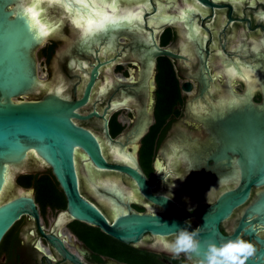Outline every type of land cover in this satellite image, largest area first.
<instances>
[{
    "label": "flooded vegetation",
    "instance_id": "obj_1",
    "mask_svg": "<svg viewBox=\"0 0 264 264\" xmlns=\"http://www.w3.org/2000/svg\"><path fill=\"white\" fill-rule=\"evenodd\" d=\"M207 2L117 0L119 8L136 9L142 6L143 22L140 26L116 31L115 43L109 49H106L110 41L108 35L100 43L85 45L81 29L73 22L71 14L65 12L61 4L46 5L48 18L54 27L37 51L38 64L41 59V66H45L48 71L50 79L46 80L47 85H61L63 93L71 95L73 99L83 96L91 71L99 65L89 101L80 109L82 115L97 111L99 116L76 122L96 135L109 163L124 164L116 156L119 146L135 153L147 181L159 178L151 188L153 194L164 195L175 201L183 214L188 215L185 220L191 224L192 229L201 224L194 213L212 206L220 195L235 189L239 183L238 174L235 175L238 170L233 160L236 156H232L231 165H223L222 162L217 164L210 159L218 143L200 117H214V114L218 116L228 112L232 107L221 113L216 110L223 99L237 94L233 91L235 85H244V93H247L250 84L245 78L228 75L231 65H264V0ZM49 7L55 8L49 11ZM183 10L191 12V21L182 19ZM163 16L169 19L163 20ZM191 22L200 30L194 39L189 35ZM155 45L171 51L175 56L160 55L154 58ZM150 60L153 63L151 73ZM79 64L84 68L80 69ZM168 64L172 66L178 80L180 100L171 114L158 116L160 67ZM256 79V74L251 73L250 82ZM153 81L156 83L155 88ZM185 83H190L189 90L185 89ZM195 83L196 92L189 97ZM229 85L232 86L231 91ZM74 87H77V91ZM45 92L42 90L26 99H41ZM263 96V91L257 87L253 99L259 103ZM145 126L147 128L143 136L137 139L139 130ZM76 161L81 194L98 207L109 221H113L117 206L119 213L165 216L164 209L148 200L126 173L98 169L86 160L81 150L76 152ZM49 169L30 156L25 170L16 173L15 182L8 188L10 194L6 192L5 195H17L20 189L31 191L44 232L58 237L82 264H193V261H198L195 258L189 259L185 254L174 256L164 248L163 241L173 239L174 234L161 236L146 233L134 243L116 239L117 242L111 245L114 248L111 253L93 249L73 229V226L79 228L80 225L78 220L67 213V206L53 208L47 205L44 210L37 200V190L19 182L23 175L42 177L49 173ZM105 183H115L113 186L118 187L117 190L121 189L123 195L112 191L113 186H105ZM106 187L111 190L110 193ZM262 190L264 186H253L247 201L221 221L219 228L224 235H233L241 221L251 220L243 217ZM101 193L116 200L117 205L113 206L103 199ZM50 217L53 218L52 223L49 222ZM59 219L62 221L59 222ZM248 227L250 225L245 228ZM254 227L257 228L258 224L255 223ZM7 235L8 240L0 253V264H75L60 254L44 237L38 222L30 215L22 216L5 237ZM256 236L264 238V230L250 236L242 229L237 235L260 249L261 244Z\"/></svg>",
    "mask_w": 264,
    "mask_h": 264
},
{
    "label": "water",
    "instance_id": "obj_2",
    "mask_svg": "<svg viewBox=\"0 0 264 264\" xmlns=\"http://www.w3.org/2000/svg\"><path fill=\"white\" fill-rule=\"evenodd\" d=\"M207 2V0H202ZM69 0H39L37 10L42 11L41 20L49 29L54 27L47 15L46 5L64 4ZM100 0H97L99 3ZM107 4H113L117 16H126L129 13L139 12L141 19L129 23L122 21L116 25H109L104 31L91 36H85L81 29L83 44L91 45L100 43L108 35L110 41L106 49L113 48L116 31L124 28L140 26L143 22V7L119 8L117 0H104ZM210 4V3H209ZM33 0H0V244L12 226L24 215L33 217L39 225L40 232L66 259L75 264H82L81 260L69 252L63 242L52 234L44 232L40 225V213L34 195L31 191L20 189L17 195L7 197L8 188L15 182L16 173L23 172L30 156H33L42 166L51 169L53 175L60 184L67 198V213L71 218L89 225L99 227L111 237L124 242L134 243L141 240L144 234L171 235L179 227H187L184 215L179 206L171 198L164 195L153 194L152 186L159 178L148 182L146 176L140 170L135 153L127 151L124 146L117 148L116 156L121 158L122 163L111 164L103 154L101 144L96 135L89 129L80 126L76 120H85L91 116H99L97 111L89 115H82L80 109L89 101L92 88L99 73V65H96L90 74V80L85 87L83 96L73 99L71 95L63 93L61 85L49 87L46 80L39 75L37 60L38 49L46 42L51 33L44 37H38L31 25V18L26 10L32 7ZM50 8L49 11L54 10ZM76 10L86 13L82 5L73 4L72 20ZM112 14L111 9H106ZM191 10V7L189 8ZM183 10L181 17L190 20L191 12ZM65 12L68 13L67 9ZM168 20L167 16L162 17ZM191 21V20H190ZM189 25L191 38L198 36L200 30L192 22ZM160 55L175 56L171 51L155 45L154 58ZM149 73L153 63L149 61ZM83 69V65L79 64ZM196 68V65L194 66ZM231 77H243L250 84L247 93L232 94L223 99L216 112L221 113L224 109L232 107L228 112L211 117H200V120L209 128L217 139L215 152L210 156L217 164L231 165L232 156L238 173V186L219 196L216 203L207 207L202 212L194 213L201 224V246L206 248L203 241L208 237H214L217 243L229 239H235L242 229L245 234L253 236L259 230H264V190L257 194L256 199L248 207L246 215L248 222L241 221L235 233L231 236L224 235L219 225L222 220L229 217L233 210L245 203L250 196L251 188L264 186V96L257 103L254 99V91L259 87L264 93V65L234 63L228 68ZM255 73L256 80L250 82V74ZM146 85L148 83L144 82ZM153 81V88H155ZM244 86V85H243ZM185 89H190V83H185ZM229 91L232 86L229 85ZM77 91V87H74ZM245 89V86H244ZM45 90L41 99L28 100L26 97L39 94ZM234 91V90H233ZM253 92V93H252ZM216 116V117H215ZM147 126L140 129L137 139L142 137ZM81 150L86 160L101 170H115L126 173L136 183L141 193L151 202L162 207L165 216L158 214H146L137 212L116 214L113 221L109 219L81 194L79 176L77 171L76 152ZM187 157H189L187 153ZM115 185L105 183V186ZM98 190V185H96ZM113 186L112 191L123 195L121 189ZM10 190V189H9ZM108 193L110 189L106 187ZM103 199L113 206L116 200L100 194ZM62 221L59 219V222ZM258 224L255 228L254 225ZM176 225V227H173ZM246 225L250 227L245 228ZM192 229V228H191ZM261 248H256L254 257L249 258L246 264L264 263V238L256 236ZM192 258H203L195 253Z\"/></svg>",
    "mask_w": 264,
    "mask_h": 264
},
{
    "label": "trees",
    "instance_id": "obj_3",
    "mask_svg": "<svg viewBox=\"0 0 264 264\" xmlns=\"http://www.w3.org/2000/svg\"><path fill=\"white\" fill-rule=\"evenodd\" d=\"M158 86L156 114L158 116H168L172 113L173 107L180 100L179 83L170 64L160 67ZM150 153L151 149L149 151V154ZM19 182L25 187L33 186L37 190V200L40 202L44 210L47 205H51L53 208H65L67 206L66 195L50 169L49 173H46L45 176L42 177L23 175L19 179ZM77 223H79L80 227L73 226V229L79 237L88 243L93 249L105 253H111L114 250L111 245L117 242L116 239L104 233L98 227H93L79 221H77ZM7 240L8 235L4 237L0 244V253Z\"/></svg>",
    "mask_w": 264,
    "mask_h": 264
},
{
    "label": "clouds",
    "instance_id": "obj_4",
    "mask_svg": "<svg viewBox=\"0 0 264 264\" xmlns=\"http://www.w3.org/2000/svg\"><path fill=\"white\" fill-rule=\"evenodd\" d=\"M187 224V227H179L175 231L173 239L164 240L163 246L174 256L185 254L192 259L194 253L197 256L203 254V258L193 261V264H246L257 251L251 241L242 237L217 243L215 238L210 236L204 239L206 248L202 249L200 227L191 229V224L189 222Z\"/></svg>",
    "mask_w": 264,
    "mask_h": 264
},
{
    "label": "snow or ice",
    "instance_id": "obj_5",
    "mask_svg": "<svg viewBox=\"0 0 264 264\" xmlns=\"http://www.w3.org/2000/svg\"><path fill=\"white\" fill-rule=\"evenodd\" d=\"M39 0H33L32 7L27 8L26 14L31 18V25L36 31L38 37H44L51 33L52 29L42 22V9L37 10L36 4ZM73 4L82 5L87 10L86 13H81L76 10L73 22L82 29L84 35L91 36L97 32L104 31L109 25H116L122 21L129 23L141 19L139 12L129 13L126 16H117L116 9L113 4H107L104 0H69L64 4V7L69 13L73 12ZM111 9L112 14H109L106 9Z\"/></svg>",
    "mask_w": 264,
    "mask_h": 264
},
{
    "label": "rangeland",
    "instance_id": "obj_6",
    "mask_svg": "<svg viewBox=\"0 0 264 264\" xmlns=\"http://www.w3.org/2000/svg\"><path fill=\"white\" fill-rule=\"evenodd\" d=\"M40 49V48H39ZM38 49V50H39ZM40 61H42L41 59L39 60V64H38V67H39V75H40V77L42 78V79H48L49 78V76H48V71L45 69V66H41V64H40ZM233 90L234 91H236V92H240V93H243L244 92V86L243 85H235L234 87H233ZM195 92H196V83H195V86H194V90H193V92H191V93H189V97H191V96H193L194 94H195ZM254 97V96H253ZM124 117V116H123ZM52 220H53V218L52 217H50V223H52Z\"/></svg>",
    "mask_w": 264,
    "mask_h": 264
}]
</instances>
